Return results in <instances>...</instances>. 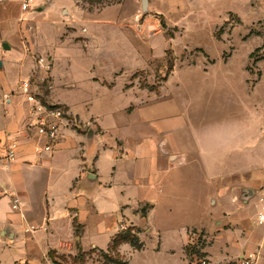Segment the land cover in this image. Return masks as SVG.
Wrapping results in <instances>:
<instances>
[{"label": "crops", "instance_id": "1", "mask_svg": "<svg viewBox=\"0 0 264 264\" xmlns=\"http://www.w3.org/2000/svg\"><path fill=\"white\" fill-rule=\"evenodd\" d=\"M21 1L0 0V264H53L56 255L107 251L127 229L142 243L118 246L127 264H237L248 253L264 264V223L257 221L264 206V101L248 115L241 109L236 122L198 125L175 98H161V87L135 90L134 65L128 74L106 61L109 78L100 76L99 46L88 38L84 74L63 80L56 49L41 40L28 11L52 13L61 38L83 47L78 36L65 35L58 13L69 10L53 0H33L22 10ZM263 76L261 70L257 84ZM80 79L119 100L80 112L60 93ZM23 81L75 119L60 129L51 152H37L47 138L29 125Z\"/></svg>", "mask_w": 264, "mask_h": 264}, {"label": "rangeland", "instance_id": "2", "mask_svg": "<svg viewBox=\"0 0 264 264\" xmlns=\"http://www.w3.org/2000/svg\"><path fill=\"white\" fill-rule=\"evenodd\" d=\"M53 3L69 10L70 16L58 13L66 22L65 35L78 36L85 44L79 47L69 44L71 38L62 39L64 33L57 30L59 22L52 13L28 11L36 15L32 21L41 30V40L56 49L63 80L84 74L81 60L92 55L85 50L88 38L99 46L95 56L102 61L101 69L96 68L100 76L109 78L106 61L111 67L112 60L114 71L120 67L128 74L134 65L135 90L161 87V98H175L198 125L236 122L245 113L241 109L248 115L264 101V76L257 84L261 70L264 73V0H149L144 14L141 0ZM77 81L78 86L60 93L82 113L111 97L119 100L115 91L86 79ZM152 243L146 242V255H152ZM72 257L52 256L53 264H115V255L108 250L93 249L76 261Z\"/></svg>", "mask_w": 264, "mask_h": 264}, {"label": "built area", "instance_id": "3", "mask_svg": "<svg viewBox=\"0 0 264 264\" xmlns=\"http://www.w3.org/2000/svg\"><path fill=\"white\" fill-rule=\"evenodd\" d=\"M32 1L33 0H22L21 9H29ZM47 68H49L48 65ZM31 86L29 81H23L20 84V89L26 92V98L31 103L29 108V125L34 127L39 135L47 138L45 146L43 148H37V152H51L58 143L60 129L73 126L75 124V119L64 106L44 102L40 92L37 89L32 92ZM15 148L16 144H12L7 156L9 160L15 158ZM260 200H263V198L261 197ZM257 221L260 224L264 223V206H262L261 210L258 212ZM202 263L205 264L204 261H202ZM256 263L257 255L254 253L245 254L237 260V264Z\"/></svg>", "mask_w": 264, "mask_h": 264}, {"label": "trees", "instance_id": "4", "mask_svg": "<svg viewBox=\"0 0 264 264\" xmlns=\"http://www.w3.org/2000/svg\"><path fill=\"white\" fill-rule=\"evenodd\" d=\"M123 242L130 243L135 249H141L142 248V243L140 242L137 235L134 232H132V229H127L125 232L117 235L113 239L111 245L108 248V251L113 252V254L115 255V257L112 258V262L115 264H127V260L121 254H119V252L117 251L118 246ZM195 249H196L195 247L191 246L187 249V251L191 253V252H194ZM80 255H81L82 259H84L86 253L83 252V253L78 254L77 256H80ZM77 256L72 257L73 260L76 261Z\"/></svg>", "mask_w": 264, "mask_h": 264}, {"label": "water", "instance_id": "5", "mask_svg": "<svg viewBox=\"0 0 264 264\" xmlns=\"http://www.w3.org/2000/svg\"><path fill=\"white\" fill-rule=\"evenodd\" d=\"M148 7H149V0H141V10H142L143 14L148 11ZM4 47L8 48L9 46L7 44H4ZM91 132L92 131H90L89 134H92ZM88 177L93 179L94 175L93 174H89Z\"/></svg>", "mask_w": 264, "mask_h": 264}]
</instances>
